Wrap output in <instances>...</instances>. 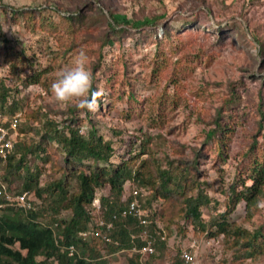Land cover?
<instances>
[{"label":"rangeland","instance_id":"1","mask_svg":"<svg viewBox=\"0 0 264 264\" xmlns=\"http://www.w3.org/2000/svg\"><path fill=\"white\" fill-rule=\"evenodd\" d=\"M35 8H48L44 26L35 30H25L12 21L8 13L10 9ZM71 12L80 13L88 28H84L85 42L78 49L66 52L67 33L60 26V17H66ZM109 14L119 15V21L138 22L135 27L129 24L116 26ZM144 20H148L145 26ZM107 21L114 29H123L127 33H123L119 39L113 36L109 38L108 44L101 50L103 64L98 70L96 66L99 60L95 50L101 44V31L108 28ZM232 22L237 23V32L230 28V33L226 32L222 37L214 31ZM0 24L9 41L6 47L0 41V79L12 89L19 107L12 117H18L20 125L39 129L38 121L30 118L31 113H38L41 119L47 117L61 122L67 117L69 108H76L79 117L85 119L81 108L58 102L51 92V84L57 72L83 50L90 57V67L95 78L93 86H96V90H102L99 105L96 104L90 114L99 134L111 141L115 148L113 164L132 151L134 154L140 153V141L151 136L153 141L148 143L151 152L141 154L140 159H147L162 168L167 167L169 160L193 161L199 174L197 181L204 185L205 195L212 201L202 208L203 221L209 222L227 211L229 185L235 180L236 165L240 154L246 151L249 139L244 130L238 131L228 149L232 156L220 163L204 145L207 128L203 122L207 117L215 116L230 84L235 86L236 94L242 101L245 113L243 128L247 131L256 128V122L264 113V0H0ZM46 24L56 26L57 29L53 30ZM166 25L172 27L168 37L164 36ZM156 39L161 42L157 43ZM157 50L166 55L174 52L177 57L180 53L190 55L187 64L195 66L194 71L174 76L175 84H167L165 80H154L148 84L154 61L152 59ZM8 51L26 59L35 69L48 68L42 82L24 86L21 81L15 80V77H25L30 70H12L5 60ZM196 58L200 59L199 64H196ZM127 81H131L132 86L127 87ZM130 88L139 107L131 115L125 116L124 111L128 113L131 109L127 101L128 93H125ZM201 93L206 94L203 100ZM155 95H159L160 99L151 104L149 100L154 99ZM159 114L162 115L160 121L153 118ZM153 120L159 121L160 125L154 126ZM81 125L82 133L86 132L88 123L84 121ZM19 138L26 142L37 141L34 132L20 135ZM256 139L261 143V138ZM48 152L52 160L44 168L40 188L58 180L62 175V172L56 170L62 155L51 147ZM69 184L75 186V181ZM17 185L12 184L13 190ZM131 186V182L124 186L126 197L131 192ZM262 189L258 197V211L253 216L245 212L244 203L240 202L229 220L249 231L259 226L264 220V187ZM108 192L107 186L97 190L95 200L108 195ZM145 192L149 194L150 191ZM34 200L38 207H48L46 200L43 202L36 195ZM158 200L154 201L151 208L152 211L156 210L155 220L160 229L163 230L164 223L169 220L172 223V235L168 239L170 252H175L177 247L184 249L194 244L195 264H264V255L243 262L234 260L241 240L222 235L212 238L206 232H196L183 219L180 212L182 204L179 201L174 198L167 202L161 198ZM162 213L163 221L160 218ZM46 214L50 217L49 211ZM70 215L68 211L61 213L64 218ZM178 226L185 229L183 235L179 233ZM155 231L159 234L158 230ZM127 258L128 254L124 252L109 257L111 264H126Z\"/></svg>","mask_w":264,"mask_h":264},{"label":"trees","instance_id":"2","mask_svg":"<svg viewBox=\"0 0 264 264\" xmlns=\"http://www.w3.org/2000/svg\"><path fill=\"white\" fill-rule=\"evenodd\" d=\"M47 9H10V12L7 10L5 12H8L11 20L25 30H35L37 27L44 26ZM109 16L116 26L129 24L135 27V23L138 22L119 21V15L115 14H109ZM60 20V26L67 33L64 51L78 49L79 45L85 42L84 28H88L83 16L80 13L71 12L66 17L61 16ZM144 21L143 26L148 24V20ZM107 25L108 28L101 31L100 47L95 50L99 60L96 66L98 70L103 64L101 50L108 44L109 38L113 36L119 39L123 33H127L123 29H114L108 21ZM219 25L218 23V27ZM45 26L52 27L48 24ZM52 28L57 29L56 26ZM230 28L237 32L239 27L236 22H232L221 25L214 31L223 37L226 32L230 33ZM171 29V26L169 28V25H166L165 37L170 36ZM0 41L5 47L8 46L9 41L2 32L1 24ZM158 42L161 40L158 39ZM259 51L261 52L260 47ZM173 53L166 55L157 50L155 58L152 59L154 61L147 79L148 84L154 80L159 82L165 80L167 84H175L174 76L194 71L195 66L187 64L190 55L180 53L177 57ZM5 60L12 70L19 72L25 68L30 70V73L23 78L15 77V80L21 81L24 86L40 84L45 72L48 71V68L35 69L26 59L15 55L13 51L6 53ZM195 61L199 64L200 59L196 58ZM206 62H208L207 59ZM132 84L131 81H127L126 86L130 87ZM93 91H96V86H93ZM129 91L125 93H128L127 101L131 109L128 113L124 111L125 116L131 115L130 113L139 107L132 89L130 88ZM200 95L202 100L206 96L205 93ZM100 98L101 96L96 100L97 105ZM158 99H160L159 95H155V98L149 102L155 104ZM242 108L241 98L236 94L235 86L230 84L228 93L222 99L215 116H209L203 122L207 128L204 133L206 139L204 145L220 163H224L232 156L228 149L238 131L244 130V134L249 139L247 149L240 154L236 165L237 177L235 176L234 182L229 185L227 211L213 217L209 222L203 221L201 211L212 201L205 195L204 185L197 181L199 174L193 161L187 163L182 160H169L167 167L162 168L147 159H140L141 154L151 152L148 149V143L153 141V138L149 136L148 139L140 141L138 145L140 153L134 154L130 151L131 153L124 156L121 161L113 164L115 148L111 141H107L99 134L89 110L81 109L85 113V119H83L77 114L76 108H69L67 117L61 122L47 117L41 119L38 113H31L30 118L38 121L39 129L18 125L14 150L9 152L6 158H0V172L2 181L11 195H20L25 192L33 194V210L24 212L10 207L0 209V264H111L109 257L120 253L121 250L127 251L124 252L128 254L126 264H156L169 260H173L175 264H181L179 253L182 249L177 247L175 252L168 250L172 223L170 220L168 221L170 224L164 223L163 230L156 224L157 213L155 209L152 211V208L154 201H159V198L163 202L170 201L172 198L179 201L182 204L180 208L182 217L193 226L194 231L206 232L212 238L222 235L241 240L239 252L234 255V260L243 262V260L256 259L264 255V220L252 231L229 220V216L240 202L244 203L245 212L253 216L258 211V197L262 194L264 187V113L256 122V128L247 131L243 128L245 113ZM18 110L12 89L3 79H0V114L8 115L7 118L10 119ZM161 114L152 116L160 121ZM84 121L88 123V129L82 133L83 124L81 123ZM159 121L153 120L152 124L160 125ZM28 132H34L37 141L26 142L19 138L20 135ZM256 138H261V143H258ZM49 147L62 155L61 163L56 165L58 166L56 170L62 172V175L58 180L40 188L44 168L52 160L48 152ZM70 181H75V186H71ZM128 182L132 184L131 192L137 190L145 194L140 201L141 207L144 211L149 210V212L145 211L147 212L145 218L150 221L146 228L155 238V253L143 260L140 254L128 251L133 245L140 248L144 244L139 236L142 230L139 219L129 214L122 215L123 210L134 198L131 192L127 197L124 195V186ZM14 183H18L15 190L12 188ZM105 186L109 189L108 195L95 200L97 190ZM148 190L149 194L145 192ZM34 195L43 202L46 200L48 207L44 208L42 205L38 207ZM95 201L99 209L94 206ZM48 211L50 217L46 214ZM64 211L70 212L71 215L66 218L61 217ZM163 217L162 213L160 216L162 221ZM99 220L110 222L112 228L103 229L100 237H95L91 235V231L97 228ZM155 230H158L159 234ZM178 231L183 235L185 229L178 226ZM83 233L89 236H81ZM132 235L136 238L132 239ZM106 238L110 239V242L106 241ZM16 245H18L17 248H15ZM69 245H74L77 249V254L72 257L67 256L62 248Z\"/></svg>","mask_w":264,"mask_h":264},{"label":"built area","instance_id":"3","mask_svg":"<svg viewBox=\"0 0 264 264\" xmlns=\"http://www.w3.org/2000/svg\"><path fill=\"white\" fill-rule=\"evenodd\" d=\"M18 125V117L13 116L12 118L8 119L7 116L0 114V158H6L7 154L14 150V139L17 133ZM144 195L145 194L143 192L139 193L137 190H133L131 192V196L134 198L122 212L123 216L129 214L138 218L139 223L142 226L139 236L144 244L140 248L133 245L132 248L128 250L129 252L140 254L141 260L155 253L154 238L146 228L149 222L145 218V213L144 210H142L140 202ZM94 206L96 209H99L97 201L94 202ZM7 207L14 208L16 210L20 209L24 212L33 210L32 194L30 192H25L20 195H11L7 191L6 186L2 181V175L0 172V209ZM111 228L112 224L110 222L107 223L104 220H99L97 223V228L94 231H91V235L100 237L103 229L110 230ZM81 236L88 237L89 234L83 233ZM131 238L135 239L136 237L132 235ZM106 241L110 242V239L106 238ZM62 248L69 257L77 254V249L74 245L63 246ZM120 252L127 251L121 250ZM179 259L181 264H195L196 252L194 251V244L182 249L179 253ZM156 264H175V262L173 260H169L158 262Z\"/></svg>","mask_w":264,"mask_h":264},{"label":"clouds","instance_id":"4","mask_svg":"<svg viewBox=\"0 0 264 264\" xmlns=\"http://www.w3.org/2000/svg\"><path fill=\"white\" fill-rule=\"evenodd\" d=\"M90 63V57L81 50L68 65L57 72L51 84V92L58 102L95 110L96 100L102 90L93 91L95 78Z\"/></svg>","mask_w":264,"mask_h":264}]
</instances>
